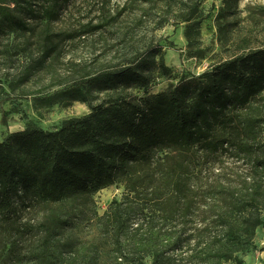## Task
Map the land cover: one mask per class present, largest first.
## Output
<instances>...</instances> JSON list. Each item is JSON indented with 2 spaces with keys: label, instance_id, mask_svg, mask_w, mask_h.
Instances as JSON below:
<instances>
[{
  "label": "trees",
  "instance_id": "16d2710c",
  "mask_svg": "<svg viewBox=\"0 0 264 264\" xmlns=\"http://www.w3.org/2000/svg\"><path fill=\"white\" fill-rule=\"evenodd\" d=\"M66 1L50 0L43 13L29 0H10L25 5L20 12L5 8L0 26L8 34L40 28L36 48L27 44L16 67L22 79L57 75L63 60L54 24ZM238 1L221 0L225 24ZM202 2L165 1L154 30L184 23L190 41L207 18ZM229 43L232 55L154 94V73L172 76L163 53L152 71L139 57L97 71L65 62L63 77L71 75L69 91L80 102L92 88L144 95L96 105L55 130L29 125L0 142V264H244L264 227V45L254 47L251 36ZM11 113L20 111H3V124ZM121 173L123 198L94 212L82 238L78 223L50 207L91 197ZM25 202L48 207L40 223L19 221Z\"/></svg>",
  "mask_w": 264,
  "mask_h": 264
},
{
  "label": "rangeland",
  "instance_id": "374dc122",
  "mask_svg": "<svg viewBox=\"0 0 264 264\" xmlns=\"http://www.w3.org/2000/svg\"><path fill=\"white\" fill-rule=\"evenodd\" d=\"M165 1H66L54 24V39L59 42L62 50L63 62L59 63L57 73L61 77L37 71L22 79L16 67L24 60L23 49L36 41L40 28L35 34L24 36L8 34L0 26V140L29 125L55 130L69 119L88 114L96 105L144 95L143 90L134 87L92 88L88 93V101L80 102L78 94L69 91L71 75H67L66 80L63 77L67 61L87 64L97 71L104 67L123 65L139 57L149 63L148 69L152 71L156 68L160 53H163L172 76L162 78L155 72L154 83L149 89V93L154 94L170 89L181 77L199 75L212 63L232 55L234 50L229 43L231 40L251 36L254 47L264 45V0H239L236 10L228 17V25L219 18L221 0H203L201 8L207 18L199 29L191 32L190 41L186 37L184 23H171L160 30H154ZM29 2L41 13L50 4V0ZM9 4L17 12L25 6L12 4L10 0H0V17L7 13L5 8ZM34 21L39 22L40 19ZM220 24L224 25L222 30ZM32 47L36 48V45L32 44ZM13 108L20 113L9 114L3 124L2 112ZM166 151L159 150L156 154L164 156ZM123 179L121 173L116 184L91 197L82 195L69 198L50 207L78 223L74 233L82 238L93 228L92 223L95 222L91 220L94 212L103 215L113 199L123 198ZM47 208L25 202L17 207L18 219L20 222L40 223ZM255 242L258 250L243 257L244 264H264V227L258 229ZM146 264H150V260Z\"/></svg>",
  "mask_w": 264,
  "mask_h": 264
},
{
  "label": "crops",
  "instance_id": "0c3cea01",
  "mask_svg": "<svg viewBox=\"0 0 264 264\" xmlns=\"http://www.w3.org/2000/svg\"><path fill=\"white\" fill-rule=\"evenodd\" d=\"M8 135H9V134H7L6 137H7ZM6 137H4V139H5ZM4 139H1L0 142H2Z\"/></svg>",
  "mask_w": 264,
  "mask_h": 264
}]
</instances>
